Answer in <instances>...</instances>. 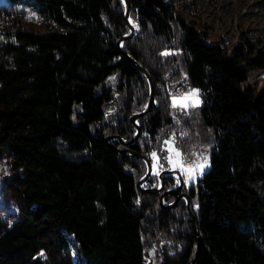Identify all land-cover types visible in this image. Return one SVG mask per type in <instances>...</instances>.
Wrapping results in <instances>:
<instances>
[{
  "label": "trees",
  "instance_id": "trees-1",
  "mask_svg": "<svg viewBox=\"0 0 264 264\" xmlns=\"http://www.w3.org/2000/svg\"><path fill=\"white\" fill-rule=\"evenodd\" d=\"M7 1L55 28L17 19L0 41V264H79L73 247L83 264H264V38L242 28L229 41L174 0H128L137 33L122 51L123 0ZM129 57L154 92L125 145L151 95ZM185 84L199 107L173 106ZM169 147L209 169L188 184ZM141 155L144 188L181 172L164 202L186 194L194 220L185 197L160 203L178 177L139 187Z\"/></svg>",
  "mask_w": 264,
  "mask_h": 264
},
{
  "label": "rangeland",
  "instance_id": "rangeland-1",
  "mask_svg": "<svg viewBox=\"0 0 264 264\" xmlns=\"http://www.w3.org/2000/svg\"><path fill=\"white\" fill-rule=\"evenodd\" d=\"M179 4L182 16L201 29H208L210 32L222 34L229 41H237L240 29H247L251 34L264 38V0H174ZM7 8L8 13H13L9 20L0 23V41H6L12 26L18 19L27 30L45 32L55 28V25L42 20L38 14L28 7H12L7 0H0V9ZM15 9L16 11H13ZM12 11V12H11ZM207 24V25H206ZM211 42H217V38H212ZM195 88L185 84V88L177 89L172 94L177 100V107L184 96H188ZM197 100L196 106H192V101ZM202 102L200 90L196 96L191 97L187 103L188 107H199ZM187 108V107H186ZM187 177L188 184L195 181L199 174H203L209 169V162L201 161L196 163ZM1 189V182H0ZM2 218H5L2 215ZM74 260L83 264L78 250L73 247Z\"/></svg>",
  "mask_w": 264,
  "mask_h": 264
},
{
  "label": "water",
  "instance_id": "water-1",
  "mask_svg": "<svg viewBox=\"0 0 264 264\" xmlns=\"http://www.w3.org/2000/svg\"><path fill=\"white\" fill-rule=\"evenodd\" d=\"M123 1H124L125 4H126L125 17H126L127 21L129 22V25H130V28H131V32H130L129 34H126V35H125V36L119 41V45H120V48H121L122 51H123V48H122V42H123V40L126 39V38H129V37H132L133 35H135V34L137 33V26L134 25V24L132 23L131 18H130V12H129V8H130V6H129V2H128V0H123ZM129 58H130V59H131V60H132V61H133V62H134L139 68H140V70H141V71L145 74V76L147 77V79H148V81H149V83H150L151 95H150L149 103H148L147 107L145 108V110H143V111H141V112H139V113H135V114L131 115V117H130V119L135 123V125H136V127H137V132H136V134L134 135V137H133L131 140H125V139H122V138H119V137H118L119 140H121L122 143L125 144V145H130V144H132V143H133L134 141H136L137 138L139 137V135H140V131H141V127H140L139 123L137 122V119H138L139 116H141V115H143L144 113H146V112L149 110V108L151 107V105H152V101H153V92H154L153 81H152L151 77L149 76L148 72H147L142 66H140L138 63H136V61H135L133 58H131V57H129ZM107 138H108L107 140L110 141L111 139L114 138V136H109V137H107ZM120 151H121V152H126L125 150H120ZM130 153H132V152H130ZM132 154H134V155H138V154H136V153H132ZM141 157H142V158L146 161V163H147V172H146L145 176L142 177V178L139 180V183H138L139 187H140L143 191L153 192V193H159V192H161V191L164 189V187H165V180H166V177H167V176H175V177H178V178H179V185H178L177 187H175V188L168 189V190H166L165 192H163V193L161 194V200H160V203H161V205H162L164 208L176 207V206H177V203H178V201H179V199H180L181 197H185V198L187 199V205L189 206V212H190V215H191V219L194 220V215H193V212H192V210H191V208H190V200H189V197H188L186 194H180V195H178V197L175 199V201H174L173 203H171V204H166V203L164 202V198H165V196H166L167 194L175 193V192H177L178 190H180V189L182 188L184 181H183V177H182V175H181V172H180L179 170H164V171H162V172L160 173V175H159V178H160V182H161V183H160V185H159L158 187H156V188H144V187H143V184H144L145 180L149 177V175H150L151 172H152V164H151L150 159H148V158L145 157L144 155H141ZM194 261H195V259H193V260L191 261L190 264H193Z\"/></svg>",
  "mask_w": 264,
  "mask_h": 264
},
{
  "label": "snow or ice",
  "instance_id": "snow-or-ice-1",
  "mask_svg": "<svg viewBox=\"0 0 264 264\" xmlns=\"http://www.w3.org/2000/svg\"><path fill=\"white\" fill-rule=\"evenodd\" d=\"M165 55H167V53H165ZM197 93H198V90H194L192 93H190L188 96H184V97H182L181 98V100H180V103H179V106L181 107V108H186V107H188V103H187V101L191 98V97H194V96H196L197 95ZM198 103V101L197 100H193L192 101V106H196V104ZM173 106L175 107V106H177V100L174 98L173 99ZM165 144H169V142L168 141H165ZM169 152L170 153H174V155H175V157H176V159H173V156L172 155H169L166 159H167V161L169 162V163H172L174 166H179L180 167V170H181V172H183V173H189V172H192V171H194V169H192L191 167H185L184 166V164L180 161V157H181V153L178 151V150H176L174 147H169ZM152 157H153V159H156L157 157H156V153H152Z\"/></svg>",
  "mask_w": 264,
  "mask_h": 264
}]
</instances>
